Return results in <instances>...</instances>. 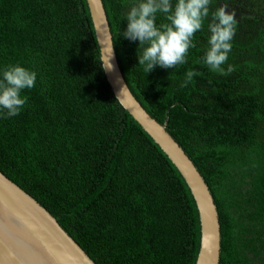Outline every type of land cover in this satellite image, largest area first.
Segmentation results:
<instances>
[{
    "label": "trees",
    "instance_id": "16d2710c",
    "mask_svg": "<svg viewBox=\"0 0 264 264\" xmlns=\"http://www.w3.org/2000/svg\"><path fill=\"white\" fill-rule=\"evenodd\" d=\"M103 1L128 85L213 193L219 264H264V0H211L187 63L149 74L139 66V41L123 36L134 0ZM225 3L237 20L222 65L235 71L226 76L201 60L211 13ZM16 63L38 75L21 93L28 100L19 115L0 113V169L97 264H195L201 221L194 195L115 95L87 0H0V69ZM189 69L200 75L182 88Z\"/></svg>",
    "mask_w": 264,
    "mask_h": 264
},
{
    "label": "water",
    "instance_id": "95a60500",
    "mask_svg": "<svg viewBox=\"0 0 264 264\" xmlns=\"http://www.w3.org/2000/svg\"><path fill=\"white\" fill-rule=\"evenodd\" d=\"M87 2L102 65L115 95L168 154L194 195L201 221V245L195 264H219L220 214L207 181L166 125L147 111L128 85L104 1ZM0 264L97 263L47 207L0 169Z\"/></svg>",
    "mask_w": 264,
    "mask_h": 264
},
{
    "label": "clouds",
    "instance_id": "9594fccd",
    "mask_svg": "<svg viewBox=\"0 0 264 264\" xmlns=\"http://www.w3.org/2000/svg\"><path fill=\"white\" fill-rule=\"evenodd\" d=\"M210 4L211 0H176L175 4L172 0H134L124 13L123 19L128 25L123 36L139 41V66L149 74L156 66L174 69L186 64L189 50L195 47V34L209 18ZM158 13L163 14L166 22L157 24ZM236 26V12L228 11L227 3L211 13L207 25L208 47L201 60L212 72L226 76L235 71L232 65L226 71L222 65L228 61ZM37 75L35 70L19 63L0 69V113L6 118L19 115L28 100L21 93L35 87ZM198 75L200 73L193 69L187 70L180 87H187Z\"/></svg>",
    "mask_w": 264,
    "mask_h": 264
},
{
    "label": "rangeland",
    "instance_id": "374dc122",
    "mask_svg": "<svg viewBox=\"0 0 264 264\" xmlns=\"http://www.w3.org/2000/svg\"><path fill=\"white\" fill-rule=\"evenodd\" d=\"M264 2V1H263Z\"/></svg>",
    "mask_w": 264,
    "mask_h": 264
}]
</instances>
